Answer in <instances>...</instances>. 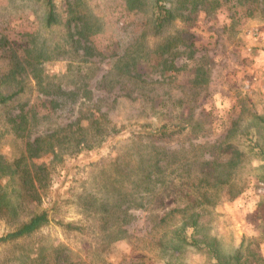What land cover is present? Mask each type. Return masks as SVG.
Wrapping results in <instances>:
<instances>
[{"label":"rangeland","instance_id":"rangeland-1","mask_svg":"<svg viewBox=\"0 0 264 264\" xmlns=\"http://www.w3.org/2000/svg\"><path fill=\"white\" fill-rule=\"evenodd\" d=\"M52 1L56 24L47 27L45 0H0V72L12 69L11 45L30 50L28 60L19 55L25 93L0 106V154L11 163L24 152L22 139L80 113H104L113 130L100 147L78 153L75 128L47 138L56 145L66 137L53 148L57 158L33 160L50 183L40 203L25 198L21 177H13L7 196L14 206L21 190L23 198L16 216L0 218V237L53 201L58 207L48 225L0 243V264H264V0H204L200 11L192 8L200 0H161L190 19L178 16L165 34L182 30L195 50L188 59L189 48H175L178 70L163 74L152 61L156 0ZM134 63L140 77L126 69ZM196 67L206 84L194 80ZM40 71L51 96L35 88ZM79 86L92 89V101L71 92ZM49 100L65 106L41 119ZM32 104L38 120L16 136L7 119ZM163 125L181 132L152 142ZM154 145L166 153L157 156ZM155 156L164 157L160 174H152ZM205 161L211 175L199 166ZM234 187L242 192L231 199ZM201 192L209 202L197 206ZM85 200L107 206L104 222L101 212L85 211Z\"/></svg>","mask_w":264,"mask_h":264},{"label":"trees","instance_id":"trees-1","mask_svg":"<svg viewBox=\"0 0 264 264\" xmlns=\"http://www.w3.org/2000/svg\"><path fill=\"white\" fill-rule=\"evenodd\" d=\"M203 1L200 0L198 3L195 5H192V8L194 11H200L203 9ZM45 8H46V25L47 27H51L52 25L56 24V13L54 9V3L52 0H45ZM183 11V9H181ZM178 12L180 15H177ZM180 16L181 21L189 20L188 15L185 16L182 12H180L178 9H173L172 7L165 8L164 5H162L161 0H156L155 1V9H154V33L158 35V42L155 44L153 47V52L152 55L154 58L153 60H157V67H161V73L163 74L165 71H169L167 67L173 68V71H177L178 69H175L174 67V61L173 59H176L181 53L180 52H175V48L177 47H184L185 50L189 48L191 51L187 55L188 59H192L195 50L192 51L191 48H193V42L191 40H186L184 37V34L182 30H176L174 31V34L171 36V34L166 33L165 30L168 29V27L172 26L174 21ZM184 19H181L183 18ZM2 38V37H1ZM161 40V41H160ZM4 42L3 39H0V45H2ZM11 45V66L12 69L9 71L5 70L3 72H0V106H4V108L7 107L8 103H13L17 99H20L21 94L25 93L27 85L25 84V80L27 77H18L20 75V71L23 70L22 64L23 61H20L19 55H22L25 60L27 57V54H30V50L26 47H21L19 49L13 51ZM10 47H8V50ZM188 49V50H189ZM86 54V53H85ZM84 54V55H85ZM147 55V54H146ZM171 58V62L167 63V58ZM43 57H40V59ZM143 59H146L142 56ZM20 61L17 62L14 60ZM34 58L31 57V60ZM38 60V58H36ZM150 60V59H148ZM25 63V61H24ZM173 63V64H172ZM166 64V65H165ZM165 65V66H164ZM136 64L134 65H127L126 69L131 71V67H133V72H135L133 77H140L141 74H138L137 68L135 67ZM41 72H39V75H36L35 73L32 75L33 79L35 80V88L38 90L40 95H48V91L46 92L45 83L41 81L42 75ZM80 74V73H79ZM206 73L201 71V67H196L195 72H194V80L196 82L200 83H205L206 80L203 79L205 78ZM200 80V81H199ZM58 91L64 92L62 88L59 86ZM72 93H77L80 94V97L83 99H89L93 100V91L92 89H88L87 87L84 86H79L75 91H71ZM76 95V94H75ZM73 95V96H75ZM61 104L63 106L64 103H58L55 100H49L46 101L44 104V108L47 107V115H44L43 117L40 116L41 119L49 118L52 114L53 111ZM37 104H32L28 107V111L26 113H21L20 115H16L13 119H7V126H9L15 133L12 132L17 136H19V130L25 128H28V126L32 122H36L38 120V113L36 111ZM38 109H43V107L39 106ZM29 115V116H28ZM85 123L83 125L82 123ZM180 122V121H179ZM189 122V121H187ZM185 124V122H182ZM110 122L107 120L106 115L104 113H98L96 112H90L88 115H83L79 114V116L72 122L66 123L63 126L56 125L54 128H51L49 130L44 131V135H40L36 137L33 141H25L23 142L24 145V152L19 156L17 159H14L11 161V163H7L5 161V158L0 154V179H3L1 177H9V179L6 181L5 184L0 183V218H12L16 216V210H18V207L21 206L22 202V190L19 192V198L20 201H18V197L15 196V206L10 202L9 197L7 196V189L11 186V182H14L12 179L13 177L18 174V177L20 179L19 182V187L20 189L24 188L25 192V198H28V200H32L36 203H40V190L44 192L46 189L49 188L50 183L49 180L47 179V174L48 171L47 169L43 168L41 165H37L33 162L34 159L40 158L43 155L48 154L50 152L53 156V158H57V152L53 150L55 146H58L62 148V145L64 143V140L66 137H63V139H57L59 140L56 145H53V142L47 141L46 139L48 138H54L56 133H59L60 131H65L69 130L71 128H75V130L71 133H76L75 141L72 143V147L75 149L76 153L82 151V150H91L96 147H100L99 145L103 142V137L106 136L108 133H111L113 129H111ZM179 128V127H178ZM177 128V129H178ZM197 128V127H195ZM181 128L177 130L175 133L174 131H168L166 129V125L161 126L160 128H155L152 131V142H164L167 137H170V135L174 134H180ZM48 131V132H47ZM228 135L225 136V138ZM46 137V138H44ZM95 147V148H96ZM153 149L156 151L157 156L160 154L164 155L166 153L165 147H160L159 145H154ZM153 157L152 159V174H160L162 172V164H161V159H164V157ZM166 158V157H165ZM229 164L235 163V161L232 160V158H229L228 160ZM208 165V166H207ZM200 168L204 171L206 169V173L211 175V169H213V165L210 161H205L203 164L199 165ZM177 168H181L180 164H177ZM202 171V172H203ZM205 172V171H204ZM160 180V179H159ZM159 180L157 182H159ZM206 182L205 180H203ZM222 183H225L223 181ZM236 187L230 189L228 191L229 197L235 198L237 197L241 192L242 189H235ZM234 189V190H233ZM233 190V191H232ZM198 194V193H197ZM54 203L52 204V208L50 210H43L38 214L32 215L27 221L23 222L20 224V226L4 236L0 237V243H4L7 241L11 240H16L25 236H29L41 227L48 225L51 221L50 213L58 207V201H53ZM197 206H200L202 204H207L209 202V195H207L205 192H201L199 198L196 199ZM95 206L92 203H88L85 200V205L84 209L85 211H90L94 208ZM107 206L104 204L98 205V207L95 209L94 208V213H99V220L104 222L105 215H108L109 211L106 208ZM124 217H127V215L123 211ZM70 227V225H67ZM105 231V230H104ZM111 236V232L108 233V237Z\"/></svg>","mask_w":264,"mask_h":264}]
</instances>
